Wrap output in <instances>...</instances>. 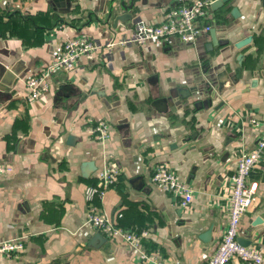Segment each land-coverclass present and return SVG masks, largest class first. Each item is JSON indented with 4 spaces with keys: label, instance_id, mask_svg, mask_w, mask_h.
Instances as JSON below:
<instances>
[{
    "label": "crops",
    "instance_id": "crops-1",
    "mask_svg": "<svg viewBox=\"0 0 264 264\" xmlns=\"http://www.w3.org/2000/svg\"><path fill=\"white\" fill-rule=\"evenodd\" d=\"M57 1L0 0V163L13 167L0 176V241L25 242L0 264H205L227 226L237 160L264 135V0L211 5L215 34L194 43L101 48L29 102L26 80L67 36L103 43L191 0H68L66 13ZM89 119L107 120L110 138L97 139ZM108 162L122 173L96 203L119 225L148 231L137 249L88 222L86 189ZM159 163L193 188L187 207L151 181ZM253 182L239 238L264 254V151Z\"/></svg>",
    "mask_w": 264,
    "mask_h": 264
},
{
    "label": "built area",
    "instance_id": "built-area-1",
    "mask_svg": "<svg viewBox=\"0 0 264 264\" xmlns=\"http://www.w3.org/2000/svg\"><path fill=\"white\" fill-rule=\"evenodd\" d=\"M215 0H191L168 9L161 22L150 24L142 19L136 20L130 35L119 38L110 37L105 42H97L87 33L67 36L60 50L51 61L41 67L38 73L26 80L27 100L37 101L43 92L50 88V76L57 72H74L82 59L91 60L95 53L104 48L111 52L116 46L143 45L149 41L167 42L172 36H179L183 41L194 43L211 30L207 16ZM88 127L97 139L105 141L111 136L110 124L104 119H89ZM264 151V135L257 146L250 152L242 154L232 175V191L229 196V217L222 240L205 264H230L240 260L246 264H264V254L257 247L242 243L239 231L242 218L256 201L258 184L248 183V177L259 164ZM9 164L0 163V176L12 172ZM122 171L115 164L108 162L96 174L97 180L86 189L88 202V222L108 239L120 238L133 248H139L141 239L148 234L144 229L125 228L114 221L103 208L96 203L105 198L107 190L118 181ZM151 181L160 184L168 192L180 198V205L187 207L194 199L193 188L175 172L168 163H159L152 167ZM25 251L23 238L4 239L0 241V259L20 257ZM141 258L152 260L153 254L141 253ZM157 264L160 261L155 260Z\"/></svg>",
    "mask_w": 264,
    "mask_h": 264
},
{
    "label": "water",
    "instance_id": "water-1",
    "mask_svg": "<svg viewBox=\"0 0 264 264\" xmlns=\"http://www.w3.org/2000/svg\"><path fill=\"white\" fill-rule=\"evenodd\" d=\"M226 1H227V0H215L211 5H212L213 7L221 6V5H223V3L226 2ZM57 6H59V11H60V12H62V13H66V12L69 11L70 3H69L68 0H58V1H57ZM116 19H117V20H122V19H124V16H117ZM211 29H212V28H211ZM210 31H211V33H212L213 35L215 34V30H214V29H212V30H210ZM70 88H71L70 85H63V86L61 87V89H62L64 92H65L66 90H69ZM242 243H244V242H242ZM244 244H246V243H244Z\"/></svg>",
    "mask_w": 264,
    "mask_h": 264
}]
</instances>
